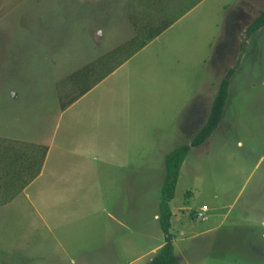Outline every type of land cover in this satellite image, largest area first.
I'll return each instance as SVG.
<instances>
[{
  "label": "rangeland",
  "instance_id": "374dc122",
  "mask_svg": "<svg viewBox=\"0 0 264 264\" xmlns=\"http://www.w3.org/2000/svg\"><path fill=\"white\" fill-rule=\"evenodd\" d=\"M142 9L0 0V137L48 146L42 174L0 207V264H148L163 242L165 156L206 122L264 0H202L155 38L154 64L142 67L141 50L61 110L77 92L68 76L131 38L130 15ZM169 205L177 264H264V29L248 40L223 118L188 152Z\"/></svg>",
  "mask_w": 264,
  "mask_h": 264
},
{
  "label": "trees",
  "instance_id": "16d2710c",
  "mask_svg": "<svg viewBox=\"0 0 264 264\" xmlns=\"http://www.w3.org/2000/svg\"><path fill=\"white\" fill-rule=\"evenodd\" d=\"M136 1L143 9L138 14L130 15L135 34L68 76L66 81H70L71 86L77 88V92L68 98L67 102L60 101L61 110H65L86 94L202 0ZM148 8L155 10L149 13ZM262 29H264V10L245 27L235 65L227 69L221 79L204 125L189 144L181 145L165 156V175L160 190L157 217L163 234V245L151 257L148 264H177L173 234L170 232L172 213L169 203L174 197L180 168L190 149L206 143L218 128L228 103L230 79L235 74L248 40ZM47 152L46 145L0 137V207L11 202L40 175ZM195 215L197 217V213Z\"/></svg>",
  "mask_w": 264,
  "mask_h": 264
},
{
  "label": "crops",
  "instance_id": "0c3cea01",
  "mask_svg": "<svg viewBox=\"0 0 264 264\" xmlns=\"http://www.w3.org/2000/svg\"><path fill=\"white\" fill-rule=\"evenodd\" d=\"M193 8H194V7H193ZM190 11H191V10H190ZM190 11H189V12H190ZM189 12H187V13H189ZM187 13H186V14H187ZM186 14H185V15H186ZM185 15H184V16H185ZM179 20H180V19H179ZM154 40H155V39H154ZM154 40H153V41H154ZM153 41L150 42L148 45H146L143 49H141L142 51L140 50L142 53L146 52V55L150 57V61L148 62L147 59H148L149 57H147V56L144 55L148 63H144V62H142V63H141L142 67H144V66H149V65L154 64V61L151 59L152 55L154 54V51H153V49L150 48L151 45H152V43H153ZM144 54H145V53H144ZM135 55H136V54H135ZM132 58H133V57H131L129 60H131ZM129 60H127L125 63H123V64H122L120 67H118V68L123 67L126 63H128ZM158 66H159V63L157 64V67H156V68H157V69H156V70H157L156 78L159 80V79L161 78L162 75H160L161 72L159 71V67H158ZM136 69L138 70V73H139V72H140V69H141V67L139 66V64H137ZM150 80H152V79H150ZM150 83H151V82H150ZM2 138L12 139V140H18V141H24V142L35 143V142L29 141V140H25V139H15V138L3 137V136H2ZM35 144H39V143H35ZM46 146H47V145H46ZM47 154H48V152H47ZM46 157H47V155H46ZM45 161H46V159H45ZM44 164H45V162H44ZM44 164H43L42 170H41V172H40V175L42 174V171H43V168H44ZM40 175H39V176H40ZM39 176H38V177H39ZM36 179H37V178H36ZM36 179H35V180H36ZM35 180H34V181H35ZM30 185H31V184H30ZM28 186H29V185H28ZM28 186H27V187H28ZM27 187H26V188H27ZM26 188H25V189H26ZM25 189H24V190H25ZM24 190H23V191H24ZM111 220H112V224H113V227H114L112 230L116 231L117 229H119V228H118V225H120V224L118 223V220H117V219L115 220L114 217H111ZM111 234H112V235H111L110 238H113V237H114V236H113L114 233H111ZM106 235H107V234H106ZM108 238H109V237H106V239H108ZM111 243H112V245H114V242H113V241H112ZM162 245H163V242L159 245L158 249H159ZM113 249H114V248H113ZM158 249H157V250H158ZM150 259H151V258H150ZM150 259H149V261H150ZM130 262H131V261H128V264H129ZM84 263H87V261L84 262Z\"/></svg>",
  "mask_w": 264,
  "mask_h": 264
},
{
  "label": "built area",
  "instance_id": "2783aa9c",
  "mask_svg": "<svg viewBox=\"0 0 264 264\" xmlns=\"http://www.w3.org/2000/svg\"><path fill=\"white\" fill-rule=\"evenodd\" d=\"M207 212V207H202L198 212H197V217L200 219H203L205 216V213Z\"/></svg>",
  "mask_w": 264,
  "mask_h": 264
}]
</instances>
